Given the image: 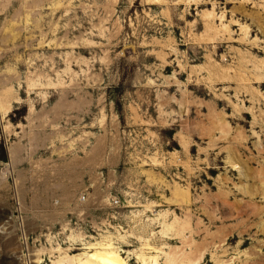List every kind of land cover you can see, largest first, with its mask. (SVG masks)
Returning <instances> with one entry per match:
<instances>
[{
	"label": "rangeland",
	"instance_id": "1",
	"mask_svg": "<svg viewBox=\"0 0 264 264\" xmlns=\"http://www.w3.org/2000/svg\"><path fill=\"white\" fill-rule=\"evenodd\" d=\"M260 81L264 0H0V264H264Z\"/></svg>",
	"mask_w": 264,
	"mask_h": 264
},
{
	"label": "bare ground",
	"instance_id": "2",
	"mask_svg": "<svg viewBox=\"0 0 264 264\" xmlns=\"http://www.w3.org/2000/svg\"><path fill=\"white\" fill-rule=\"evenodd\" d=\"M258 84H259V87H262L264 86V81H260ZM3 96H4V93L3 94L0 93V112L2 113V116H5L9 112V106L8 104L5 105V102H7L5 99L7 98H4L5 96L4 97ZM96 248L98 249L94 250L93 253L91 254L92 261L94 262H89L86 264H127V262L121 256L120 252H118L117 249L114 246H112L111 243H109V241L101 243V245L97 246ZM143 248L152 249V250L150 252H147L149 253V255L147 256L145 255L144 252H140L139 254L136 255L135 258L137 260H140L142 264H146V261H149L151 264H157L158 254H157V251H155L154 247H150L147 242H144L143 247H141L140 250ZM169 258H171V256ZM53 264H56V263L53 262Z\"/></svg>",
	"mask_w": 264,
	"mask_h": 264
},
{
	"label": "built area",
	"instance_id": "3",
	"mask_svg": "<svg viewBox=\"0 0 264 264\" xmlns=\"http://www.w3.org/2000/svg\"><path fill=\"white\" fill-rule=\"evenodd\" d=\"M116 204V203H115Z\"/></svg>",
	"mask_w": 264,
	"mask_h": 264
}]
</instances>
